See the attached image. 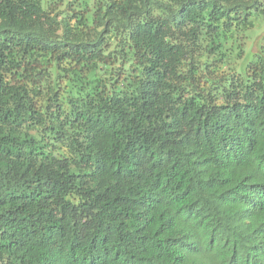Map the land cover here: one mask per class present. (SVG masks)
<instances>
[{
  "label": "trees",
  "instance_id": "obj_1",
  "mask_svg": "<svg viewBox=\"0 0 264 264\" xmlns=\"http://www.w3.org/2000/svg\"><path fill=\"white\" fill-rule=\"evenodd\" d=\"M261 0H0V264H264Z\"/></svg>",
  "mask_w": 264,
  "mask_h": 264
},
{
  "label": "rangeland",
  "instance_id": "obj_2",
  "mask_svg": "<svg viewBox=\"0 0 264 264\" xmlns=\"http://www.w3.org/2000/svg\"><path fill=\"white\" fill-rule=\"evenodd\" d=\"M264 4V0H261ZM249 38L246 45V59L251 61L254 58V50L264 45V15L255 18V27L248 32Z\"/></svg>",
  "mask_w": 264,
  "mask_h": 264
}]
</instances>
